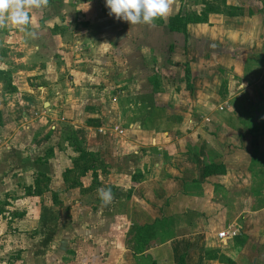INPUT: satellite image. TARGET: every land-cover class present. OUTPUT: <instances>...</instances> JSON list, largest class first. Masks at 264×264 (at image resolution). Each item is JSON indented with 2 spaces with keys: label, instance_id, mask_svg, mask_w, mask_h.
I'll return each instance as SVG.
<instances>
[{
  "label": "crops",
  "instance_id": "1",
  "mask_svg": "<svg viewBox=\"0 0 264 264\" xmlns=\"http://www.w3.org/2000/svg\"><path fill=\"white\" fill-rule=\"evenodd\" d=\"M202 1L185 33L167 27L188 14L178 0L151 26L104 0H49L27 9L35 37L0 27V71L16 66L15 91L0 83V182L54 179L72 227L58 234L62 264H264V203L250 227L234 217L264 192L239 145L264 158V0ZM81 159L93 163L82 187L65 176ZM227 229L238 233L219 240Z\"/></svg>",
  "mask_w": 264,
  "mask_h": 264
},
{
  "label": "rangeland",
  "instance_id": "2",
  "mask_svg": "<svg viewBox=\"0 0 264 264\" xmlns=\"http://www.w3.org/2000/svg\"><path fill=\"white\" fill-rule=\"evenodd\" d=\"M80 1L83 2V0ZM178 2L181 5L182 12L186 13L187 11L188 14L192 15L201 11L203 6L202 0H178ZM183 66L184 65L181 64L178 68L179 71L175 70L176 75L184 70ZM6 67L7 68L2 70L6 73V75L3 76L4 80L2 82H6L8 74H10L9 72L16 68L15 64L11 63H7ZM179 82L184 83L183 80H179ZM148 114H150V111ZM225 121L233 123L232 119L227 120L225 118ZM239 145L240 150L242 151V169L247 168L249 165L248 163L251 162L252 166L250 165L249 169L257 173L256 178L259 177L258 173H262V181H264V158L256 160V157L249 155L248 149L250 147L248 143ZM211 147L217 148L216 145ZM231 148H233V145H231ZM217 150L222 151L221 147L220 149L217 148ZM92 165L93 163L90 161L85 162L83 159H81V161H77V163L73 162V165L71 164V168H67L65 170V176L70 179L69 183H73L74 185L77 184L80 187L84 184L86 185L88 183V178L83 177H87V174L92 170L90 167ZM94 166V170L101 173V178L98 179L99 184L95 186L97 187L102 185L103 182H107L105 179L102 181L105 177L104 173L106 170L102 164ZM10 175H12L10 179L6 177L5 180L0 182V262L3 264H9L10 262H13V260H18L20 262L18 264L31 262H33V264H62L63 262L60 261L62 260V255L57 250L58 234L67 230L72 231V227L64 224V215L68 212V208H65V206L61 208L58 207V193L53 191L51 188V184L53 185L52 181L54 179L51 181L50 178L47 180H44L43 178L40 179L38 183L33 184L32 181L37 178L35 176L32 177L31 175V178L29 175L27 177L24 175L22 177L24 182H22L23 184L21 185L16 182L15 179L17 177L15 173H10ZM36 184L38 188H36ZM53 187L55 188L57 186L53 185ZM81 192L83 194L86 193L85 189L81 190ZM93 192H95V201H99L100 197L97 193V189H94ZM243 197H245L244 193ZM256 200L257 202H252L250 200H246L244 202L243 200L242 207L234 211V217L237 216L241 219V226L245 225L250 227V225H253L252 221L249 222V216L251 215L248 212L254 211V206L256 204L259 206L264 203L263 191L261 195H257ZM45 216L48 218H45ZM258 228H260L259 231L264 232V223L262 225L259 224ZM27 246L30 247L28 248V254L22 255L21 252H25V247ZM63 259L65 260V258Z\"/></svg>",
  "mask_w": 264,
  "mask_h": 264
},
{
  "label": "clouds",
  "instance_id": "3",
  "mask_svg": "<svg viewBox=\"0 0 264 264\" xmlns=\"http://www.w3.org/2000/svg\"><path fill=\"white\" fill-rule=\"evenodd\" d=\"M109 15L129 25L151 26L169 14L171 0H104ZM41 0H0V27L15 25L22 33L35 37L30 31L29 8L40 7ZM103 203L112 199L111 189H97Z\"/></svg>",
  "mask_w": 264,
  "mask_h": 264
},
{
  "label": "trees",
  "instance_id": "4",
  "mask_svg": "<svg viewBox=\"0 0 264 264\" xmlns=\"http://www.w3.org/2000/svg\"><path fill=\"white\" fill-rule=\"evenodd\" d=\"M43 2H49V0H41ZM201 19L199 16L197 15H192V14H184V15H176L172 18H169L168 21V29L170 31H175V32H180V33H185L186 32V26L188 24H193V23H198L200 22ZM6 75V73H4L3 71H0V83L3 86V90L8 91V92H14L15 88L11 85V78H10V74H8V79L6 82H2L4 80L3 76ZM188 75V74H187ZM189 83V79L187 77L186 79V84ZM257 153H254L253 156H256ZM37 179H34L35 183H38L40 181V179L47 180V177H44V175H38L36 176ZM37 186V184H36ZM38 188V186L36 187ZM30 189V188H27ZM145 229V228H144ZM144 229H141V227H138L136 225L133 226V228H131V232L134 231L135 235L138 237L139 240H141V243L144 245V247H146L147 244H145V240L143 238V234H145L146 230L144 231ZM179 264H183V260L180 259L179 260Z\"/></svg>",
  "mask_w": 264,
  "mask_h": 264
},
{
  "label": "built area",
  "instance_id": "5",
  "mask_svg": "<svg viewBox=\"0 0 264 264\" xmlns=\"http://www.w3.org/2000/svg\"><path fill=\"white\" fill-rule=\"evenodd\" d=\"M223 108H219V110H222ZM50 129L51 130H54L55 129V126L54 125H51L50 126ZM114 131L118 134V135H122L123 134V131L122 130H118L116 128H114ZM101 132V130H100ZM238 231L235 230V229H227L226 231H222L220 233L217 234V238L219 240H224L226 238H232V237H235L237 235Z\"/></svg>",
  "mask_w": 264,
  "mask_h": 264
}]
</instances>
